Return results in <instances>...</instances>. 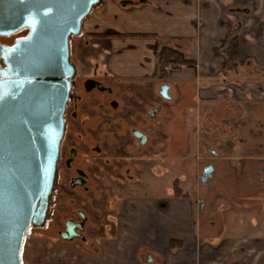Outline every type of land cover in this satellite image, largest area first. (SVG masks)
Listing matches in <instances>:
<instances>
[{"label": "crops", "instance_id": "1", "mask_svg": "<svg viewBox=\"0 0 264 264\" xmlns=\"http://www.w3.org/2000/svg\"><path fill=\"white\" fill-rule=\"evenodd\" d=\"M234 36L238 62L235 72H229L222 46ZM73 38L75 61L70 60V45L69 61L75 74L92 73L104 86L133 84L142 93L146 87L141 86L160 78L158 53L163 48L192 63L177 64L180 75L162 83L168 86L169 99L160 97L162 86L157 91L147 87L152 100L129 105L132 116L124 118L123 110L119 112L133 125L130 139L133 130L151 139L144 125L164 113L169 134L173 131L182 144L201 134L188 122L204 118L232 124V134L216 135V149L204 140L197 144L206 145L217 162L210 164L213 172L205 191L186 188V198L173 193L151 198L134 192L122 195L112 233L89 239L88 247L76 248L73 241L53 253H65L67 264H264V0H101ZM160 73L167 74L162 69ZM172 93L174 102L168 105ZM155 96L163 103L150 119ZM140 108L147 109L136 111ZM119 131L122 156L131 154L135 148L126 151ZM183 145L173 153H199V148ZM171 241L180 246L171 248Z\"/></svg>", "mask_w": 264, "mask_h": 264}, {"label": "water", "instance_id": "2", "mask_svg": "<svg viewBox=\"0 0 264 264\" xmlns=\"http://www.w3.org/2000/svg\"><path fill=\"white\" fill-rule=\"evenodd\" d=\"M100 1L0 0V36L29 31L0 47V264H22L29 229L45 220L75 75L69 38ZM160 94L169 99L168 86ZM212 172L199 182L209 186Z\"/></svg>", "mask_w": 264, "mask_h": 264}, {"label": "rangeland", "instance_id": "3", "mask_svg": "<svg viewBox=\"0 0 264 264\" xmlns=\"http://www.w3.org/2000/svg\"><path fill=\"white\" fill-rule=\"evenodd\" d=\"M74 44V38L70 37L69 45L72 54V59L70 57V60L73 61H75ZM160 68L158 67V70L161 72ZM179 71H182V69L173 70L164 74V76L158 72V77L160 76L159 79L162 81L156 79L154 83H146V85L141 87H153V90L157 91L158 88L163 85V82H173L176 77L180 75ZM86 74L80 75L79 73H76L74 75L73 80L78 87H82L85 77H92V73ZM105 83L107 84H105L107 87H116L118 92V103L123 110V114L125 115L124 118L129 115L132 116L130 112H127L129 110L127 107L132 103H136V101H133L135 98L134 93L130 91L129 87L137 88V85H118L116 82H111L109 84L108 82ZM188 85V87H193V83ZM154 98L156 100L153 105H150L149 107H154L155 104L163 103L158 96H155ZM173 102L172 93V100L168 105H171ZM96 107L97 106H93L90 109L92 113L95 111V114H100L102 116L106 114L104 110H97ZM144 109L146 110L147 108ZM144 109L142 110L140 108L136 111L145 112ZM233 110L238 112L240 109L236 108ZM106 112H108V110H106ZM165 117V113L163 115H158L155 122L150 125H144L151 137L148 150L152 147L153 150L151 152H154L152 156H149L150 159L148 161L145 159L143 161L141 160L142 158H148V150H144L139 155L134 156L124 154L123 156L118 157V155L109 153L111 151V147L114 146L115 141L108 139V143H110V145H107V155L102 158L103 160L101 162V168L104 172L91 173L90 179L92 178V185L89 187L90 190L88 193H84L79 189L75 193L70 192L67 194L64 189L66 193H62L61 197L57 198L58 194L54 193L56 191L57 179L59 178L58 181H68L69 176H74V174L70 171H64L61 174V177H58V163L56 164L54 185L48 199V208L45 217V220L46 218L49 220L47 224L49 226H47L45 230H40V227H32L29 229L23 248L22 261L26 260V264L68 263L65 261V253L61 254L60 251H57L58 253H53V251L56 248L54 247L56 244L62 245L57 238L56 231L61 227V222H63L64 218L72 217L71 208L74 209V212L75 210L83 209L89 216L86 231L84 233L85 241H75L74 246L76 248H85L86 246L88 247L89 239L92 240L95 239V237H102V235L106 232L112 233L111 229L114 223L113 220L116 218L118 213V200L122 198V195L123 197L129 196L131 192H134L137 196L143 198L163 197L172 194L175 186H178L182 191H186V188H188L186 192H196L198 189L200 191H205L206 187L199 182L198 177L201 175V172L206 165L217 164V162L206 150V145H202L201 148V146L199 147L197 144L199 141L204 140L203 142L208 143L209 147L216 149L218 144V141H216V135L220 138H224L226 135H222L223 133L226 132V134H232V124H215L210 117L200 120L199 123L188 122L189 127H192L196 130V132H201V134L199 133L200 137L194 136L184 141L183 144L187 143L188 148L191 150L199 148L198 154L185 156L173 153L175 149L177 150L178 147H184L185 145L182 144V140L175 137L173 131L169 134L170 128L168 130V127H166V124L162 121V118L164 120ZM128 119L129 118L123 120L122 118L123 123L120 126L119 132L124 140L123 143L124 147H126V151L130 153V150L135 147L134 141L128 137L130 129L133 126L130 124ZM204 129H206V131ZM218 130L219 132H217ZM219 141L220 143L221 141L223 142V140ZM170 149L172 150L171 155H167ZM83 163V160L80 159L77 161L75 167L83 168L85 165ZM182 168L186 169L185 171L188 173V178ZM127 169L129 170L128 172ZM127 180H133L134 183L129 184L128 186L120 187L121 184L118 186V183H122L123 185ZM84 203H87V205L89 204L88 208L87 206L84 208ZM76 252L78 251L76 250Z\"/></svg>", "mask_w": 264, "mask_h": 264}, {"label": "flooded vegetation", "instance_id": "4", "mask_svg": "<svg viewBox=\"0 0 264 264\" xmlns=\"http://www.w3.org/2000/svg\"><path fill=\"white\" fill-rule=\"evenodd\" d=\"M28 33L29 31L27 29H21L14 34L0 36V47L8 49L13 48L15 42L25 38ZM4 55V51H0V58ZM5 69L6 65L4 64V60L0 59V71ZM71 83L69 98L63 116L64 132L59 146L57 176L61 177L64 171H70L74 176H69L68 181H58L59 178L57 179L56 191L54 192L58 194L57 198L61 197L62 193H75L79 189L84 193L89 192V187L92 185V178L90 179L91 173L104 172L101 168V162L103 160L102 158L107 155V145H110L108 139L115 141L109 153L121 157L122 151H124L122 140L118 138V128L120 127L123 117L122 114L119 113L122 112V109L118 103V92L116 87L104 86L99 80L92 77H85L82 87H78L73 79ZM129 88L130 91L134 93L135 98L133 101L137 102V100L139 101L146 98L153 99V96L148 94L147 90L149 89L147 87L142 93H139L135 87ZM160 97L164 99L161 94ZM93 106H97V110H104L106 114L102 116L100 114H95V111L92 113L90 109ZM160 108L161 107L157 104L155 108L148 110L150 119L156 116ZM106 110H108V112H106ZM131 137L135 145V150L131 152V156L139 155L142 149L148 147L150 138L144 133L133 130L131 131ZM147 155L148 158H142L141 160L143 161L145 159L148 161L150 159L149 156H152L153 153L148 151ZM80 159H82L84 162L83 164H85L83 168L75 167L77 161ZM208 166L211 165H206L204 168ZM128 171L127 169V172ZM128 182H130V180H128ZM84 205V208L86 206L88 208L89 206L87 203H84ZM71 211L72 217L64 218L63 222H61V227L56 231L57 238L62 244H56L54 246L56 248L60 246L65 247V245L73 241H85L84 233L86 231L89 216L83 209L75 210L74 212V209L71 208ZM48 221L49 220L46 218L43 224L39 226V229L45 230V228L49 226L47 225Z\"/></svg>", "mask_w": 264, "mask_h": 264}, {"label": "trees", "instance_id": "5", "mask_svg": "<svg viewBox=\"0 0 264 264\" xmlns=\"http://www.w3.org/2000/svg\"><path fill=\"white\" fill-rule=\"evenodd\" d=\"M222 55L225 59V68L229 72H235L238 62V38L236 36L228 39L223 43L222 46ZM168 61H172L175 65H191L192 63L184 60L183 56L171 49L163 48L158 53V62L159 64H164ZM173 196L175 198H186L187 195L183 193V191L175 186ZM171 248L179 247V243L175 241L170 242Z\"/></svg>", "mask_w": 264, "mask_h": 264}, {"label": "built area", "instance_id": "6", "mask_svg": "<svg viewBox=\"0 0 264 264\" xmlns=\"http://www.w3.org/2000/svg\"><path fill=\"white\" fill-rule=\"evenodd\" d=\"M163 72L168 73L176 69V65L172 61H168L161 65Z\"/></svg>", "mask_w": 264, "mask_h": 264}]
</instances>
